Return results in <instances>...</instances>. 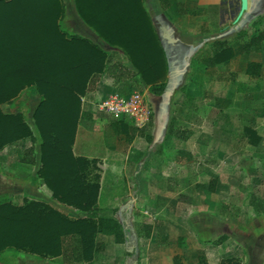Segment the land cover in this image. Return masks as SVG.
<instances>
[{
  "label": "crops",
  "instance_id": "obj_1",
  "mask_svg": "<svg viewBox=\"0 0 264 264\" xmlns=\"http://www.w3.org/2000/svg\"><path fill=\"white\" fill-rule=\"evenodd\" d=\"M143 1L152 21L161 11L183 41L198 47L187 89L170 106L165 136L154 143L160 95L142 83L123 52L112 49V68L83 96L87 115L73 143L75 156L95 161L90 176L100 183L98 207L128 231L126 241L98 233L101 249L90 259L21 252L18 264H174L176 257L183 264H221L228 258L264 264V248L253 244L264 238V0H249L250 20L238 30L241 0ZM117 63L133 73L122 77V68L113 67ZM136 90L153 107L146 128L98 108L113 93ZM21 142L0 151V176L16 177L10 187L17 186L0 194L23 204L36 198L31 193L39 186L45 194L40 200L67 211L44 180L32 176L37 163L22 161L32 143ZM143 224L152 226L150 235Z\"/></svg>",
  "mask_w": 264,
  "mask_h": 264
},
{
  "label": "trees",
  "instance_id": "obj_2",
  "mask_svg": "<svg viewBox=\"0 0 264 264\" xmlns=\"http://www.w3.org/2000/svg\"><path fill=\"white\" fill-rule=\"evenodd\" d=\"M74 2L97 40L62 27L64 0H0V151L31 137L22 161L37 163L38 179L55 200L69 207L66 211L37 199L17 204L9 193H1L0 264H8L9 253L17 259L21 252L27 257L90 259L101 249L98 233L126 241L128 231L98 207L100 183L90 176L95 161L73 151L79 121L87 115L83 96L112 68L113 50L123 52L142 83L161 95L168 78L167 58L143 0ZM113 67L122 68V77L133 73L123 63ZM186 87L184 83L180 91ZM27 89L40 95L33 110L27 107L32 124L22 110L30 97ZM4 103H9V112L3 110ZM112 126L116 130V123ZM143 229L152 232L149 224ZM174 264L183 263L176 257ZM221 264L241 262L228 258Z\"/></svg>",
  "mask_w": 264,
  "mask_h": 264
},
{
  "label": "water",
  "instance_id": "obj_3",
  "mask_svg": "<svg viewBox=\"0 0 264 264\" xmlns=\"http://www.w3.org/2000/svg\"><path fill=\"white\" fill-rule=\"evenodd\" d=\"M249 0H241L240 10L234 21V29L238 30L250 20ZM159 39L164 48L168 63V78L163 93L159 96L155 111L158 131L154 143L159 142L164 136L169 121L170 106L176 93L185 83L186 75L191 65V59L198 49L197 46L183 41L164 13L158 11L153 17ZM226 35L223 32L220 36Z\"/></svg>",
  "mask_w": 264,
  "mask_h": 264
},
{
  "label": "rangeland",
  "instance_id": "obj_4",
  "mask_svg": "<svg viewBox=\"0 0 264 264\" xmlns=\"http://www.w3.org/2000/svg\"><path fill=\"white\" fill-rule=\"evenodd\" d=\"M65 2V5H66V10H67V13L64 17V19L61 21V25L62 27L69 33H75L77 35H81V36H86V37H89L91 39H94V40H97V35L96 33L90 28L88 27L85 22L81 19V17L79 16L77 10H76V5H75V2L74 0H64ZM124 54V53H123ZM125 55V54H124ZM126 56V55H125ZM127 57V56H126ZM121 61H123L122 59H120ZM187 89V87H186ZM186 89L184 91H178L176 93V96L179 95L180 93L182 92H185ZM26 90L23 91V93L25 92ZM27 91L29 92L30 94V97H28L29 99L27 100V105L26 106H23L22 107V110L24 111V114L27 116V118L29 119L30 123L32 124V111H27V107L31 108L32 107V110L34 109L35 105L38 103L39 99H40V95L38 92L34 91L33 89H27ZM124 95V94H122ZM24 96V95H23ZM175 96V97H176ZM174 101V100H173ZM173 103V102H172ZM2 108L4 111L6 112H9L10 111V106H9V103H4L2 104ZM36 133V132H35ZM21 143H25V144H31L32 143V140H31V137H27L26 139L22 140ZM32 145V144H31ZM21 146L23 147L24 144H21ZM37 148L38 147V144H37ZM36 171H35V174H33L32 176L33 177H37V172H38V166L36 167ZM7 173V172H6ZM1 180H4V178L6 179V182H1L0 184V192L1 191H12L13 190H16V187L14 188H11L10 187V181L16 177L12 176L9 178V176H0ZM12 178V179H11ZM38 178V177H37ZM31 182L34 183V181L31 179ZM116 183H119V185L121 187L125 186L126 183L124 180H121V179H118L117 181H115ZM41 183H45L44 181H42ZM8 185V186H7ZM12 185H14V182L12 181ZM39 186L38 187H35L34 191L31 193L33 197H36L34 199H37V200H40L41 196L45 198V194H43V192H40L39 190ZM47 191V190H46ZM52 192V191H51ZM42 193V194H41ZM52 197H53V194H52ZM40 198V199H39ZM30 200V199H29ZM254 245H257L259 246V248L261 247V249L264 248V238L262 239H259L256 241V244L253 243ZM256 246V247H257ZM253 248V246H251V249ZM252 251V250H251ZM250 254V253H249ZM19 256V255H18ZM18 259V258H17ZM17 259L12 256L11 253H9V256L7 257V260H8V264H18V261ZM10 262V263H9ZM241 262V260H240ZM247 263V262H245ZM242 264V262H241Z\"/></svg>",
  "mask_w": 264,
  "mask_h": 264
},
{
  "label": "built area",
  "instance_id": "obj_5",
  "mask_svg": "<svg viewBox=\"0 0 264 264\" xmlns=\"http://www.w3.org/2000/svg\"><path fill=\"white\" fill-rule=\"evenodd\" d=\"M102 111L120 119H132L139 128H146L153 116V107L144 91L129 95L113 93L98 103Z\"/></svg>",
  "mask_w": 264,
  "mask_h": 264
}]
</instances>
